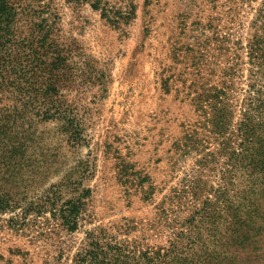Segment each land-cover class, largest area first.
Listing matches in <instances>:
<instances>
[{"label": "rangeland", "instance_id": "obj_1", "mask_svg": "<svg viewBox=\"0 0 264 264\" xmlns=\"http://www.w3.org/2000/svg\"><path fill=\"white\" fill-rule=\"evenodd\" d=\"M262 10L0 0V264H98L115 243L167 246L201 204L194 186L214 211L177 243L188 262L264 264L262 235L228 231L224 209V184L241 188L224 174L226 149L239 153L249 93L264 89L247 53Z\"/></svg>", "mask_w": 264, "mask_h": 264}, {"label": "trees", "instance_id": "obj_2", "mask_svg": "<svg viewBox=\"0 0 264 264\" xmlns=\"http://www.w3.org/2000/svg\"><path fill=\"white\" fill-rule=\"evenodd\" d=\"M257 27L254 36L247 44L249 60L257 64V73L264 76V10L260 11L255 20ZM10 27V26H9ZM259 75V76H260ZM260 76V77H261ZM253 95V96H252ZM249 103L244 108V114L240 124L241 143L239 153L227 150L228 168L225 170L227 180L234 179L240 185V190L235 191L234 184L226 182L224 184L227 193H234V196H225V213L228 219L227 230L239 232V238L248 241L253 233L260 241L264 239V89L255 88L253 93H249ZM263 185V186H262ZM192 195L195 201H200L198 208L195 206L189 209L190 214L180 222L175 223L176 232L173 239L167 246L146 247V251L115 243L108 248L111 254L109 262L104 260L98 264H193L188 262L185 253L177 243L180 240L188 239L193 235V225L203 217L211 215L214 211L210 206V201L201 199L202 189L192 188ZM234 198V199H233ZM243 200L242 210L233 209L235 200ZM202 200V201H201ZM242 213L243 218L239 216ZM241 234H248L244 237ZM147 246V245H145ZM144 246V247H145ZM103 253L102 245L96 248ZM130 249V250H129ZM137 252V253H136Z\"/></svg>", "mask_w": 264, "mask_h": 264}]
</instances>
